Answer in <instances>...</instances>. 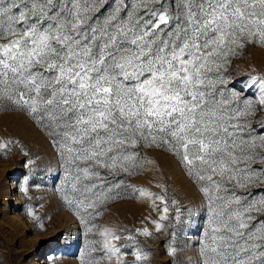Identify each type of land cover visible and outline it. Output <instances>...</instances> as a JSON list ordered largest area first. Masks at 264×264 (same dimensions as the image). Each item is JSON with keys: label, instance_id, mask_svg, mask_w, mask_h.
<instances>
[{"label": "snow or ice", "instance_id": "6c2138e0", "mask_svg": "<svg viewBox=\"0 0 264 264\" xmlns=\"http://www.w3.org/2000/svg\"><path fill=\"white\" fill-rule=\"evenodd\" d=\"M249 47L264 48V0H0V111L44 131L59 194L89 232L129 189L160 213L149 221L157 233L181 221L165 185L158 194L125 179L155 164L144 151L158 149L201 198L194 264H264V73L245 92L229 71ZM98 237L84 264L150 259L131 232ZM122 239L131 243L113 242Z\"/></svg>", "mask_w": 264, "mask_h": 264}, {"label": "rangeland", "instance_id": "374dc122", "mask_svg": "<svg viewBox=\"0 0 264 264\" xmlns=\"http://www.w3.org/2000/svg\"><path fill=\"white\" fill-rule=\"evenodd\" d=\"M229 71L234 73L236 90L246 92L244 85L250 76L264 73V48H247L234 58ZM258 116L264 118V113ZM8 140L13 141L8 149H0V264H84L82 255L91 246L90 240L98 239V232L105 227L122 235H135L136 243L150 254L147 264H171L174 260L177 264H194L195 241L200 225L205 223L202 202L170 154L146 149L144 156L156 163L145 165L138 175L125 179L134 187L158 194H163V190L156 185H165L168 198L181 205L180 222L169 220L165 222L168 227L157 233L149 221L158 219L160 213L153 210L150 199L133 196L129 189L123 198L103 206V214L93 221L98 227L89 232L59 194L62 177L44 131L22 113L0 111V142ZM29 160L34 163L29 164ZM24 187L28 188L27 194L22 191ZM29 209L41 219L36 221L29 216ZM142 227H148L152 236L136 234L135 230ZM171 231L176 236L170 239ZM113 242L131 243L125 239ZM169 246L183 250L173 257L168 254ZM124 259L131 262L134 257L128 255ZM112 264H116L115 259Z\"/></svg>", "mask_w": 264, "mask_h": 264}, {"label": "bare ground", "instance_id": "6f19581e", "mask_svg": "<svg viewBox=\"0 0 264 264\" xmlns=\"http://www.w3.org/2000/svg\"><path fill=\"white\" fill-rule=\"evenodd\" d=\"M14 185V183H12V186ZM14 216H19L18 213H15ZM20 221V220H19ZM18 222V221H17ZM34 237V236H33Z\"/></svg>", "mask_w": 264, "mask_h": 264}]
</instances>
